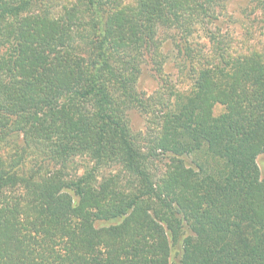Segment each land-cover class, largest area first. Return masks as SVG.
I'll return each instance as SVG.
<instances>
[{
  "label": "trees",
  "instance_id": "trees-1",
  "mask_svg": "<svg viewBox=\"0 0 264 264\" xmlns=\"http://www.w3.org/2000/svg\"><path fill=\"white\" fill-rule=\"evenodd\" d=\"M224 3L0 0V264H264V43L223 34ZM175 31L190 87L147 97ZM131 109L159 116L147 145Z\"/></svg>",
  "mask_w": 264,
  "mask_h": 264
},
{
  "label": "rangeland",
  "instance_id": "rangeland-1",
  "mask_svg": "<svg viewBox=\"0 0 264 264\" xmlns=\"http://www.w3.org/2000/svg\"><path fill=\"white\" fill-rule=\"evenodd\" d=\"M217 13H219L217 25L223 34H227L235 42L243 44L245 34L252 31V35H255L253 31L255 30L260 33V40L264 43V8L261 11L257 10L256 4L252 0H225L223 7ZM252 27L256 28L252 29ZM195 29V32L188 38L191 48L201 51L204 55L213 56V47L205 31L200 26ZM160 37L162 39L163 80L152 65L143 67L138 88L147 97L157 98L163 93L162 91L169 94L170 89L184 91L190 87V81L182 76L180 64L182 65L183 57L179 54L173 39L175 37L179 41L181 34L175 31L171 34L162 33ZM242 47L244 46H239V48ZM217 111H221V109L218 108ZM128 119L132 131L137 136H143L142 138L145 139L143 142L146 145L148 140L158 136L160 119L159 116L155 117L154 110L150 109L149 112L143 113L138 109H131ZM260 164L261 166L264 164V156L260 158ZM70 166L71 168H68L70 173H77L81 176L94 168L95 163L90 156L84 155L76 157ZM165 170L166 162L164 161L152 164V172L157 177H161ZM117 173L118 170L115 167H100L97 171L100 180Z\"/></svg>",
  "mask_w": 264,
  "mask_h": 264
}]
</instances>
